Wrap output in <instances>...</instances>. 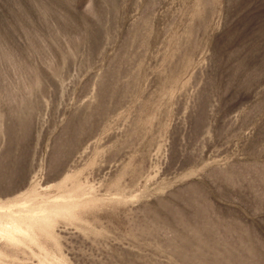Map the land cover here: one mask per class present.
<instances>
[{
  "label": "rangeland",
  "instance_id": "rangeland-1",
  "mask_svg": "<svg viewBox=\"0 0 264 264\" xmlns=\"http://www.w3.org/2000/svg\"><path fill=\"white\" fill-rule=\"evenodd\" d=\"M0 264H264V0H0Z\"/></svg>",
  "mask_w": 264,
  "mask_h": 264
}]
</instances>
